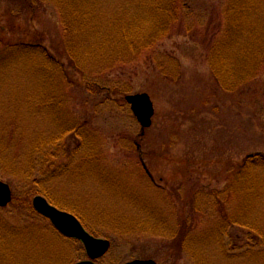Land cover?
<instances>
[{"label": "rangeland", "instance_id": "374dc122", "mask_svg": "<svg viewBox=\"0 0 264 264\" xmlns=\"http://www.w3.org/2000/svg\"><path fill=\"white\" fill-rule=\"evenodd\" d=\"M55 1L0 0L1 56L17 50L13 44L7 45L6 39L17 42L23 35L39 33L45 39L34 51L36 56H17L5 69L0 82V135H6L8 142L15 129V140L21 144L15 151L21 154L34 140L60 138L55 158H50L47 167L38 157L31 182L5 178L0 172V180L13 192L12 203L0 209V264H77L88 260L81 242L64 238L49 219L34 209L36 197L46 198L42 188L63 211L77 209L84 215L90 234L91 230L105 232L104 237L93 235L111 242L109 252L98 264L135 260H154L158 264H264V238L250 226L251 222L261 230L264 226V168L252 172V178L248 174L240 176L244 160L264 155V72L231 93L224 86L218 88L200 46L190 36L176 33L158 41L136 63L112 74H74L72 83L59 84V95L66 97L65 113L78 130V134L63 135L59 117L54 119L46 111L38 113V108L31 112L27 107L25 111L7 99L18 86L40 92L44 75L37 72L46 65L45 50L54 56L57 48L65 50L61 12ZM150 1L94 0L92 6L112 20L127 11L142 15L146 13L142 5ZM228 2L180 0L181 15L173 29L179 23L185 28L201 29L213 19L224 22ZM88 3L91 7V0ZM9 21L24 31L9 35L3 31ZM132 57L126 55L128 61ZM86 82L94 84L90 88L98 95L87 93ZM138 94H148L155 108L153 126L144 137L130 105L120 100ZM58 107L61 109L62 103ZM6 125L11 128L4 131ZM82 134L89 138L83 148ZM151 149L159 153L155 161ZM94 156L96 160L89 165V158ZM150 162L156 164L153 170ZM93 167L98 175H111L114 186L92 174ZM252 186L255 193L249 190ZM125 194L133 202L138 200L136 205L159 207V224L154 222L146 233L130 234L100 226L111 216L124 220L125 226L133 230L136 219L141 224L145 221L147 214ZM191 194L193 201L187 199ZM226 217L232 223H227ZM162 221L177 235L183 234L186 226L189 253L173 255L170 237L152 235L153 229L163 232Z\"/></svg>", "mask_w": 264, "mask_h": 264}, {"label": "trees", "instance_id": "16d2710c", "mask_svg": "<svg viewBox=\"0 0 264 264\" xmlns=\"http://www.w3.org/2000/svg\"><path fill=\"white\" fill-rule=\"evenodd\" d=\"M55 2L58 3L61 12L64 35L62 43L65 45V50L60 51V48H57L58 54L56 56L45 50L46 65L37 72L44 75V87H41L43 91L35 93L27 87L21 90L18 86L7 99L19 108L22 106L25 111L27 107L31 108V112L33 110L37 111L38 108V113L46 111L54 119L59 117L60 121L58 122H60L63 135L75 131L78 134V130L76 124L65 113L64 102H66V97L64 96V99H62L63 96L59 95V91H57L59 84L63 81L72 83L75 77L74 74L85 75L87 72L101 76L112 74L122 67L136 63L140 56L144 52L153 49L158 41L171 37L176 33L179 35L185 34L195 40L202 49L203 55L217 79V87L224 86L230 93L248 85L264 72L262 71L264 65V0H229L226 7L227 19L224 22H216L213 19L205 28L201 29L185 28L183 23H179L178 28L173 29L177 26L175 24L179 22V16L181 15V13L178 14L180 0H151L142 5L143 8L146 7V13L136 15L127 11L112 20H108L104 14L95 10L94 5L92 6L94 0H91V7L88 3L89 0H69V3L66 4L63 0ZM148 7L152 9L149 11ZM5 30L9 35H17L18 32L24 31L21 26H15L11 21L7 23L3 31ZM40 35V33L31 36L26 34L20 37L17 42L6 39L5 43L9 46L14 45L17 50L7 52L5 56L0 55V82L5 75V69L13 62L15 57L30 54L36 56L34 51L40 49L45 40L42 38L43 35ZM20 44L22 46L19 47ZM127 54L133 56L129 61L126 59ZM73 84L75 85L76 81ZM86 84L89 86L87 93L92 96L98 95L96 90L90 88L94 85L93 83L86 82ZM22 87L25 86L22 85ZM21 91L22 93H20ZM125 97L126 95L120 100L124 102ZM7 99L6 103L8 102ZM60 103H62L61 109L58 107ZM63 112L66 114L65 116ZM10 128L11 126L6 125L4 131ZM5 138L6 135H0V172L5 178L14 177L27 182H31L35 176L38 157H42L45 167L49 165L50 158H55V146L60 139L51 138L54 139L53 141L45 138L38 141L34 140L30 142L26 152L21 154L19 150L15 151L20 149L17 145L21 146L15 140L16 130L13 129V135L8 142ZM80 139L83 148L85 147L84 142L89 138L82 134ZM158 154L155 150H150L153 161H155ZM95 156L89 158V165L96 160ZM155 166V162H150L151 170ZM240 167V176L248 174L252 178V172L264 168V155L249 156L240 164ZM91 173L98 179L110 184V187L114 186L115 180L111 175L105 173L103 176L98 175L95 168ZM101 174L103 173L101 172ZM60 175L62 176L63 173H60ZM251 181L252 179L249 180V183ZM41 190L51 204L60 208V204L55 203L53 198L44 191V188ZM249 190L251 193H255L254 186L250 187ZM123 196L127 197L128 200L130 199L129 201L136 207L142 208L141 210L147 214L145 221L141 224L136 219V230H133L130 225L125 226L124 220L111 216L112 219L106 217L109 224L101 222V225L96 224V226L107 225L116 228L117 231L123 234H130L136 232L146 233L151 229L154 222L159 224L162 216V210L159 207L156 206L157 208H155L143 203L136 205L138 200L133 202L131 196L127 194ZM187 199L193 201V194ZM192 205L195 213V204L192 203ZM70 211L86 227L85 223L88 221L83 220L84 215L77 209H70ZM226 221L232 223L229 217H226ZM161 225L164 226L163 232L161 229L158 231L153 229L154 234L152 235H158L160 238L170 237L168 240L173 242V247L170 248L171 254L179 255L184 251L190 252L187 249L191 243L188 236L185 235L187 232L186 226L184 227V233L177 235V231L170 228L168 223L162 221ZM250 226L253 231L259 232L261 237L264 238V226H262L263 230L256 225H252V222ZM86 229L88 230L87 227ZM91 232L98 237L106 236L105 232L95 230H91Z\"/></svg>", "mask_w": 264, "mask_h": 264}, {"label": "water", "instance_id": "95a60500", "mask_svg": "<svg viewBox=\"0 0 264 264\" xmlns=\"http://www.w3.org/2000/svg\"><path fill=\"white\" fill-rule=\"evenodd\" d=\"M127 103L141 124L143 135L153 125L155 115L154 104L148 94L130 95L126 97ZM13 194L11 187L0 181V208L11 204ZM35 210L48 218L53 226L64 236L79 240L85 246L88 261L78 264H97V261L104 257L111 248V242L104 239H97L91 236L82 226L80 221L72 214L58 210L52 206L44 197L38 196L33 201ZM126 264H157L153 260H135Z\"/></svg>", "mask_w": 264, "mask_h": 264}]
</instances>
